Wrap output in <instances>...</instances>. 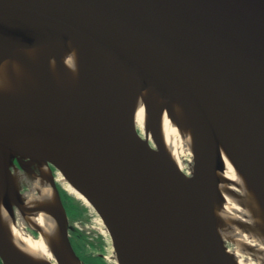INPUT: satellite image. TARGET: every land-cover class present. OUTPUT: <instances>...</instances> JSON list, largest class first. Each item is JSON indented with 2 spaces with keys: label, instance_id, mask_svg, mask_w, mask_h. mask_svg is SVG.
Here are the masks:
<instances>
[{
  "label": "water",
  "instance_id": "95a60500",
  "mask_svg": "<svg viewBox=\"0 0 264 264\" xmlns=\"http://www.w3.org/2000/svg\"><path fill=\"white\" fill-rule=\"evenodd\" d=\"M0 25L37 40L74 37L96 51L105 48L107 62L114 58L157 91L170 95L176 89L193 107L208 106V117L215 122L210 130L213 139L199 150L193 174L185 181L154 155V147L127 118L119 129L116 119L110 118L115 132H95L90 122L78 118L64 122L0 113V139L9 130L16 142L44 157L50 168L80 181L110 233L119 264H197L198 259L200 264H224L208 207L197 192L209 157L222 139L220 117L264 179V0H0ZM26 135L110 151L107 172L116 169V157L132 166L107 184L44 153ZM14 159L32 173L38 167L31 160H24L25 165L19 157ZM161 181L172 188L156 190ZM49 182L62 208L47 211L58 224L63 246L84 264L70 237L72 226L56 177L51 175ZM126 186L141 192L145 224L135 244L119 198ZM10 193L14 207H19V188ZM14 207H8L12 217ZM176 208L179 218L169 225L166 214ZM181 229L190 239L173 251L168 245L170 231ZM0 258L3 264H22L6 251L1 236Z\"/></svg>",
  "mask_w": 264,
  "mask_h": 264
},
{
  "label": "bare ground",
  "instance_id": "6f19581e",
  "mask_svg": "<svg viewBox=\"0 0 264 264\" xmlns=\"http://www.w3.org/2000/svg\"><path fill=\"white\" fill-rule=\"evenodd\" d=\"M107 56L105 48L96 51L74 37L37 40L0 25V113L64 122L78 118L90 122L95 132H115L110 118L116 119L117 129L127 118L153 141L154 155L180 181L187 180L194 166L188 176L184 172V155L192 154L196 159L199 150L213 139L210 130L215 122L208 117V106L193 107L176 89L170 95L159 92L135 73L122 68L114 58L107 62ZM218 123L222 139L209 157L197 195L205 199L224 264H264V179L238 148L222 117ZM26 137L44 153L55 155L107 184L122 178L125 168L132 166L125 158L116 157V169L107 172L110 151L103 153L59 139ZM16 156L23 161H34L40 174L32 189L21 195V205L12 217L8 207H14L15 203L10 191L19 188L18 167L17 172L11 169ZM51 175L44 157L16 142L15 135L5 130L0 139L3 245L22 264H82L63 246L58 224L47 211L54 206L62 208L50 185ZM57 179L69 192L92 205L87 190L75 177L62 173ZM172 186L161 181L156 190ZM119 198L126 213L129 237L135 244L145 224L140 189L126 186L120 190ZM178 218L177 208L166 214L169 225ZM31 223L39 229V236L28 231ZM189 239L184 230H173L168 245L177 251ZM226 240L234 242L235 247L226 246ZM197 253L201 257L203 252L200 249ZM113 260L119 264L116 252Z\"/></svg>",
  "mask_w": 264,
  "mask_h": 264
},
{
  "label": "rangeland",
  "instance_id": "374dc122",
  "mask_svg": "<svg viewBox=\"0 0 264 264\" xmlns=\"http://www.w3.org/2000/svg\"><path fill=\"white\" fill-rule=\"evenodd\" d=\"M138 130L145 137L141 129L138 128ZM148 141L153 145L152 140ZM183 158L185 161L184 172L189 176L192 174L191 169L192 166H194L195 157L192 154H187L184 155ZM26 161H30V159H27ZM14 162L15 165H13L11 169L12 171L17 172L16 167H18V184L21 193L24 194L26 192H29L32 189L33 182L35 181L36 177L39 176L40 170L38 169L36 163L32 160L30 162H32V164L37 167L36 169H33V173L29 170V168L23 169L21 166H19L16 163L15 159ZM22 162L24 161L22 160ZM61 174V172H58L56 174L52 171V175L56 178H58V176L60 177ZM59 182L63 186V190H65L69 195L74 198L73 200L75 204L79 207V212H77L78 214L75 216H71L68 212V209H66V211L68 214L69 223L73 227V229H79L87 237L85 248L88 253H102L104 255V259L106 260V264H116V262H114L113 260V255H115V248L113 246L112 238L101 216L98 214L93 205L87 204L81 198L69 192L67 189H65L63 182ZM35 235L39 236L40 233L37 232V234ZM225 242L226 246H228L229 248L233 249L235 247L234 242L230 240H226ZM242 255L244 258L247 257L244 253Z\"/></svg>",
  "mask_w": 264,
  "mask_h": 264
},
{
  "label": "flooded vegetation",
  "instance_id": "af4514ba",
  "mask_svg": "<svg viewBox=\"0 0 264 264\" xmlns=\"http://www.w3.org/2000/svg\"><path fill=\"white\" fill-rule=\"evenodd\" d=\"M53 172L56 173V174L58 173L56 169H54ZM57 185H58V188H59V191H60V194H61L62 201H63L64 205H65L66 208H67L66 201H68V200H67V198H66V196H65V193H63V191H62V189H64V188H63V186L61 185V183L59 182V180H57ZM19 190H20V189H19ZM20 193H21V190H20ZM21 194H22V193H21ZM17 208H18V207H15V211L17 210ZM27 229H28V231H30L31 233H33V234H37V231H36L35 229L31 228L30 225H28ZM72 229H73V227L70 229V235H71V240H72V243H73V246H74L76 252H77L79 255H80L81 253H83V252L88 253L87 250H85L84 248H81V247L78 245V243H77V239H76V237L74 236V231H73ZM89 255H92V258L90 259L91 262H87L86 264H106V262H105L106 260L104 259V255H103L102 253H98V254H89Z\"/></svg>",
  "mask_w": 264,
  "mask_h": 264
},
{
  "label": "trees",
  "instance_id": "16d2710c",
  "mask_svg": "<svg viewBox=\"0 0 264 264\" xmlns=\"http://www.w3.org/2000/svg\"><path fill=\"white\" fill-rule=\"evenodd\" d=\"M62 191L63 193H65V196L68 200L66 201V204H67V209H68L69 214L71 216L77 215L78 214L77 212H79V207L75 204L73 200L74 198L71 195H69L65 190L62 189ZM73 231H74V236L77 239L78 245H80V247L86 250L85 246H86L87 237L77 228L73 229ZM79 257L84 263H87V262H91L90 259L92 258V255H89V253L83 252L79 255ZM0 264H3L1 258H0Z\"/></svg>",
  "mask_w": 264,
  "mask_h": 264
}]
</instances>
